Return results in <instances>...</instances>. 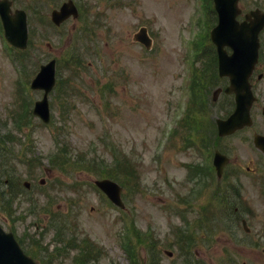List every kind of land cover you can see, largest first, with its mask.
<instances>
[{"label":"rangeland","instance_id":"374dc122","mask_svg":"<svg viewBox=\"0 0 264 264\" xmlns=\"http://www.w3.org/2000/svg\"><path fill=\"white\" fill-rule=\"evenodd\" d=\"M12 1L27 12L34 42L24 72L0 30V182L9 181L0 193L9 188L14 203L8 211L0 195L3 228L46 264H133L123 246L129 230L136 264H264V156L253 131L209 142L212 121L224 113L212 88L204 97L212 114L199 118L203 134L178 126L190 101L193 55L198 68L210 60L209 45L201 58L197 51V0H72L89 25L70 19L60 31L48 24L63 0ZM143 26L151 50L135 40ZM73 53L82 64L66 61ZM53 57L73 96L65 111L50 96L54 121L44 125L31 116L43 93L23 81ZM216 149L230 156L221 178L209 171ZM108 167L123 188L124 210L94 189Z\"/></svg>","mask_w":264,"mask_h":264},{"label":"water","instance_id":"95a60500","mask_svg":"<svg viewBox=\"0 0 264 264\" xmlns=\"http://www.w3.org/2000/svg\"><path fill=\"white\" fill-rule=\"evenodd\" d=\"M217 10L219 12L220 24L217 29L222 30V35L217 43L220 52V73L231 76L233 87L230 92H234L237 96V111L226 122H220L218 128L221 135L235 132L238 128L247 126L251 123L249 118L251 96L247 78L254 67L255 60L258 55V43L254 39L256 32L248 33V30L239 28L235 20L237 13V0H215ZM10 2L8 0L0 1V11L6 27V38L16 47H25L27 42V26L26 15L23 11L17 10L14 15H9ZM70 13L77 14L76 10L68 6H63L60 12H53V20L60 23ZM227 31V32H226ZM256 33V34H255ZM245 35L247 38L244 39ZM136 39L147 46H150V38L143 28ZM229 45L234 51L232 56H228L226 51H223V46ZM55 61L48 65H43L41 73L33 80V87L45 89L46 93L52 89L54 85ZM245 93H242V89ZM35 112L42 116L45 120L49 119L48 105L45 97L44 101L36 104ZM262 138V137H261ZM261 138H255L256 145L264 150V141ZM214 165L218 169V175L221 174L226 158L219 153H216ZM101 189L108 193L109 197L115 204L123 206L120 200V187L109 181L98 182ZM0 264H33L30 259H27L21 252L19 245L14 241L12 234H6L0 228Z\"/></svg>","mask_w":264,"mask_h":264},{"label":"flooded vegetation","instance_id":"af4514ba","mask_svg":"<svg viewBox=\"0 0 264 264\" xmlns=\"http://www.w3.org/2000/svg\"><path fill=\"white\" fill-rule=\"evenodd\" d=\"M239 5L240 15L238 17L240 21H253L255 18L251 16L250 13L254 14L256 11H260V15L264 18V0H239ZM258 39L260 41L258 63L250 77L253 95L256 98L251 111L254 122L252 126L249 127V129L253 131V138L256 134L264 135V26L258 34ZM227 84L228 79L221 80L216 84L217 87L215 89L217 93L216 101L219 99L221 100L220 108H227L224 114L225 117L235 110V97L225 92ZM249 129L244 128V130ZM221 141L222 140H220V142ZM226 155L228 156L229 153Z\"/></svg>","mask_w":264,"mask_h":264},{"label":"trees","instance_id":"16d2710c","mask_svg":"<svg viewBox=\"0 0 264 264\" xmlns=\"http://www.w3.org/2000/svg\"><path fill=\"white\" fill-rule=\"evenodd\" d=\"M58 87H59V86H58ZM59 90H60V94H59V96H58V97H59V100H60V101H62V100L67 101L68 96H67V95L65 96V94L68 93V92H67V87H66V89H64L63 92H62V89H61V88H60ZM61 92L63 93V95H61V94H62ZM60 95H61V96H60ZM119 163H120V162H119ZM1 183L4 184L5 181L2 180ZM2 193H3V194L5 195V197H6V202H7L6 207H8V208L11 207V206H12V202H13L12 197L10 196V194H9L7 191H2ZM9 210H12V209L10 208Z\"/></svg>","mask_w":264,"mask_h":264}]
</instances>
